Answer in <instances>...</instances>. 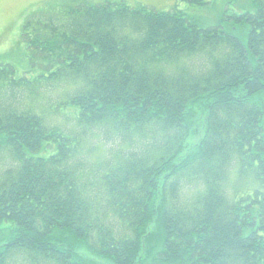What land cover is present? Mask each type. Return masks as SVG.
I'll list each match as a JSON object with an SVG mask.
<instances>
[{"label": "trees", "instance_id": "obj_1", "mask_svg": "<svg viewBox=\"0 0 264 264\" xmlns=\"http://www.w3.org/2000/svg\"><path fill=\"white\" fill-rule=\"evenodd\" d=\"M44 5L0 62V264H264V0Z\"/></svg>", "mask_w": 264, "mask_h": 264}, {"label": "rangeland", "instance_id": "obj_2", "mask_svg": "<svg viewBox=\"0 0 264 264\" xmlns=\"http://www.w3.org/2000/svg\"><path fill=\"white\" fill-rule=\"evenodd\" d=\"M57 1V2H55ZM80 0H0V62L12 65L16 74L26 71V48L19 37V29L24 19L34 10L39 9L47 2L51 3H76ZM100 2L102 0H90ZM128 5L142 4L157 10H168L175 5L185 9L187 13L196 17L202 24H212L224 11L228 0H209L203 8L189 7L183 0H123ZM57 5V4H55ZM35 71H29L33 75ZM196 137L192 136L188 143H194ZM93 259H96L94 256ZM143 264H164L158 259L148 258Z\"/></svg>", "mask_w": 264, "mask_h": 264}, {"label": "bare ground", "instance_id": "obj_3", "mask_svg": "<svg viewBox=\"0 0 264 264\" xmlns=\"http://www.w3.org/2000/svg\"><path fill=\"white\" fill-rule=\"evenodd\" d=\"M53 35V34H52ZM54 36V35H53ZM130 144V143H129ZM112 201V200H111Z\"/></svg>", "mask_w": 264, "mask_h": 264}]
</instances>
